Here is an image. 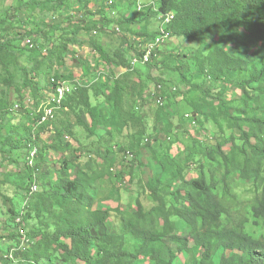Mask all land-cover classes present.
<instances>
[{
	"label": "trees",
	"instance_id": "1",
	"mask_svg": "<svg viewBox=\"0 0 264 264\" xmlns=\"http://www.w3.org/2000/svg\"><path fill=\"white\" fill-rule=\"evenodd\" d=\"M93 1L29 0L26 6L46 5L63 17L69 12L79 13L68 14L67 26L66 22H61L50 27L51 36L47 28L24 33L0 31V60L8 75L11 74L10 63L19 64L23 57L19 50L23 49L24 42L27 52L42 55L43 51L48 64L56 60L59 67H63L65 56L73 52L71 44L82 46L83 42L77 37L87 32L90 33L88 44L99 56L93 69L88 62H81L86 66L85 76L93 77L87 81L81 78L83 85L70 73L57 69L47 79L46 92L39 86L37 100L52 93L51 80L73 85L54 119L47 123L38 126L43 116V112H37L38 107L34 113L26 112L28 123L25 126L18 128L11 120L6 130L8 123L4 125V122L10 116L15 117L17 111L12 110L14 105L8 98L0 105V153L8 161L26 149L21 187L27 200L37 197L28 214L10 210L7 215L2 226L10 234L1 236L0 233V240L13 243L6 252L0 250V264H136L146 257L156 264H174L177 255L172 254L167 261L162 253L161 247L168 238L178 244L179 254H190L189 264H264V237L257 238L248 232L252 219L255 225H264V0H157L161 11L175 14L169 28L172 32L169 42H176V48L164 51L161 47L142 69H134L131 60L142 56V45L158 37L159 31L151 27L157 18L152 7L138 11L134 9L137 0L130 3L96 0L98 10H92ZM78 4L84 9L77 7ZM24 9L14 8V11ZM21 14L18 13L17 18L9 8L5 17L0 18V24L14 21L23 24ZM134 25L140 27V31H134ZM115 27L123 34L119 37L120 47L110 55L95 35L117 32ZM241 29L254 38L256 48L234 56L220 42L235 43ZM57 31L70 34V38L61 40L56 36ZM187 42L197 45L194 54L186 47L181 49ZM207 42L210 45L204 47ZM33 64L32 71L21 67L24 88L33 87V75L42 65L39 60ZM100 64L125 69L123 78L101 70ZM162 65V79L154 80L142 71L145 68L152 73L161 70ZM170 74H177L179 83L169 92L167 75ZM194 76L204 78L205 82L193 83ZM132 77H137V82H133ZM157 80L154 90L146 94L150 81ZM5 85L12 86L10 76ZM234 88L241 90V100L227 98ZM176 94L180 98L174 102L171 97ZM91 95L97 100L95 104ZM198 95L200 100L191 98ZM143 96L146 100L147 97L150 101L155 99L158 107L152 130L137 114L139 110L123 114L127 98L144 101ZM117 114L123 119L120 128L114 121ZM189 123L198 125L201 135L208 130L209 123L218 132L213 146L199 141L198 151L197 139L192 140L193 145L186 146L188 157L198 154L203 158L196 171L195 163L189 160L183 165L173 153V146L181 142V135L174 136L181 134L182 125ZM159 125L162 127L158 128ZM79 130H83L81 135L76 133ZM127 130L128 144H117V136L124 137ZM237 130L241 132L239 135ZM48 133L54 137L47 141L44 139ZM84 133L93 138L91 142L89 138L86 145ZM161 133L170 141L161 142ZM206 138L209 142V134ZM89 146L94 147V152L88 150ZM142 149L149 150L151 160L160 168L147 183L142 179L137 181L154 206L148 210L138 200L133 213L98 209V196L91 194L96 179L111 177L114 169L118 174V156L121 155H131L130 175L134 177V168L142 167ZM34 150L37 155L31 167L29 152ZM53 150L59 154L54 172L61 170L69 176L75 165L78 170L72 178L59 181L53 178V173H43V187L50 185L52 191L40 192L39 175L48 164V153ZM90 154L97 156L96 161L90 159L85 168H80L77 162ZM205 162L214 167L211 176ZM192 173L196 176L190 177ZM121 174L116 175L114 181ZM118 180L120 184L126 182L125 176ZM34 185L39 191L29 197ZM244 192L251 196H243ZM115 214L119 225L112 233L109 221ZM18 218L24 226L17 223ZM31 221L34 224L29 226ZM178 221L185 223L188 234L179 232ZM22 228L28 231L26 247H22L19 234Z\"/></svg>",
	"mask_w": 264,
	"mask_h": 264
},
{
	"label": "rangeland",
	"instance_id": "2",
	"mask_svg": "<svg viewBox=\"0 0 264 264\" xmlns=\"http://www.w3.org/2000/svg\"><path fill=\"white\" fill-rule=\"evenodd\" d=\"M28 1L29 0H0V18H2L3 15L5 17L6 10L11 8L12 13L17 14L16 16L17 18L19 17L18 13H22L21 14L22 17L20 21H24L23 24H21L19 21H14L12 24H9V23L3 24V25L0 24V31H3V33L22 31V33H24L25 31L30 32L34 28L42 29V30L47 28V31H50L53 25H57L58 23H61V22H66V26H67L68 25V19H67L68 14L76 15L79 13V11L78 13L76 12L74 14L72 13L70 14L69 12V13H66L65 16L63 17L61 14H57L55 12L50 11L51 8L46 5H43L40 7L39 6H34V7L29 6L28 7L26 6V3H28ZM40 1H43V0H40ZM153 2L155 3V7H159L157 0H141L142 4H153ZM94 5L95 7L92 10H98V7H97L98 4L96 0L93 1L91 7H93ZM77 7L84 9L83 6L80 4H78ZM14 8H20V9L25 8V9L22 12H20V10L14 11ZM134 9H137L136 5H134ZM132 27H133L132 28L133 30L136 29L137 31H140L139 30L140 27H138L137 25H134ZM151 27L154 31L160 30L161 23L157 20V18L152 21ZM112 28H114V26H112ZM115 30L117 32L106 31V33H104L101 36L95 35L96 37H98V41L100 45L103 46L105 51L110 55H112L114 51L120 47V44H121V40L119 39V37L123 34V32L121 33L119 32L120 33L119 35L117 27H115ZM49 35L50 36L52 35V31L49 32ZM56 36H58L61 40L63 38H70V34H64L62 31H57ZM89 36H90V33H87V32H82L81 34L79 33V36L77 38L79 41L83 42V45L80 46V45L71 44L70 49L73 52L68 53L65 56L64 58L65 65L63 67H59L61 65L56 60H54L51 64H48L47 60L43 58L46 54L43 51H42L43 56L34 54L30 51L27 52L26 42H24L22 45L23 49L19 50L20 52L23 53V57L21 56L22 58L20 59L19 64L10 63V66H9V69L11 71L10 75L7 74V70L4 69V67L6 66H4V64H2L0 60V105L4 102V100H6V98H8L10 102L14 105V108L12 109L13 111H16V108L19 107V109L17 110L18 111L17 114H14V116L15 115L16 116L15 117L10 116L7 119V122L6 121L4 122V125L8 123L6 125V130L10 126L11 120H13L14 126L18 128H22L28 123L26 112L34 113V111L38 109L40 105H44V104L46 105L47 100H48L47 99L48 93H46V96L42 97L41 100L36 99V93L39 91V86H40V90L43 92H46L48 90L46 88L47 79L51 77L54 74V72H56L57 69L62 73L63 72L70 73L74 79H77V81H80V79L83 77H84V80L86 81L93 79V77L89 78L88 76H85L84 71L86 69V66L81 64V62L82 63L88 62L89 68L93 69L99 57L98 54L92 50L90 44H88ZM220 43L224 48L229 50L230 53L233 54L234 56L245 54L246 52L253 51L256 48V43H255L254 38H252L250 35H248V33H246L242 29L238 31V34L236 35V38H235V43H229L225 41L224 42L222 41ZM175 45H176V42L168 41L162 46V50L164 51H169V49L173 50V48H176ZM207 45H210V42H207L204 47H207ZM196 46H197L196 44L187 42L184 45H182L181 49L186 47V49H190L189 50L190 54H194L196 51V48H198ZM32 59L34 62L39 60L40 63H42V65L39 67V70L35 72L36 74L33 75V77L35 78L33 82L34 83L33 87L24 88L23 86L24 78L21 72V67H25L28 69V71H32V68L34 65L33 61H31ZM139 67L142 69V66H139ZM161 67H162L161 70L154 71L152 73H149V70L145 68H143L142 71L144 72L145 76L147 75L152 76L154 80L162 79L161 77H163L164 66L162 65ZM100 69L105 71L108 74L112 73L113 75H115L116 78L117 77L123 78V76L121 75L125 71V69L123 68L113 67L111 65L104 67L101 64H100ZM8 76L12 78V86L10 88H8L5 85V80ZM131 79L133 82H137L138 78L132 77ZM167 79L169 82V84L167 85V87H169L168 91L171 89L172 90L175 89V87L179 83L178 81L179 76L177 74H170V76L167 75ZM155 82H158V80L150 81L149 87L147 88V90H145L146 94L149 90L150 92L154 90V88L156 87ZM192 82L203 84L205 82V79L194 76V79H192ZM143 93H144V90H143ZM241 93H242L241 90L234 88L232 89V92L229 91L227 98L229 100L230 99L231 100L232 99L241 100L240 99L242 97ZM145 96H143L144 101H142L141 99L137 97L130 98V99L127 98L126 102L124 103L125 113L123 114L126 115V114L136 112L137 110H139L137 111V114L143 117L144 119L143 122L147 124L150 130H152V128L155 125V114H156L158 107H157V104L155 103V99H152L150 101L149 98L147 97V100H146ZM91 97H92L93 104H95L97 100L93 97V95H91ZM179 98H180L179 94H176L175 97L173 96L171 97V99H173L172 101L174 102H177ZM191 98L195 100L201 99L200 95H198L197 97H191ZM175 104L178 105L177 103ZM174 109H176V107H174ZM232 114H235V112H232ZM114 121L119 126V128L122 127L123 119L120 117V115L117 114ZM184 122L185 121H181V123H184ZM161 127L162 125L158 126V128H161ZM207 129L208 130H205L203 134L201 135L200 132L198 131L199 130L198 125H193L189 123V124H185L184 126L182 125V128L180 129L181 134L174 136V138L177 136L179 138V136L181 135V138H179L181 142H179L178 145L173 146L174 155H176L177 159L183 165H185L186 162L188 163L189 160L195 163L194 165L196 166L193 167L194 171L197 170L196 167L201 164V159L203 158L200 157V155L198 154L195 156L193 154L192 157H188V153L185 154L186 148L189 147L190 145H193V142H192L193 139H197V142L199 144L198 151L200 150L199 141H202V142L204 141V143L209 146L215 145L217 143L216 142L217 137L215 136L218 135V132L216 131V127L213 126L211 123H209L207 125ZM228 129L230 130V128H227V130ZM76 133L78 135H81L83 133V130L81 131L79 130V133L78 131H76ZM127 133H129L128 130L125 132L124 137L120 138L119 135L117 136V139H116L117 144L122 145L123 143L127 142L126 140ZM237 133L239 135L241 132L237 130ZM207 134H209V139H210L209 142L207 141V138H206ZM51 136L54 137V135H51L50 133H48L44 140L48 141V138H50ZM84 137L87 138L83 140L84 144L86 145L90 137L88 136V133L87 134L84 133ZM94 140H96L95 137H94ZM91 141H93V138H90L89 142ZM160 141L167 143L170 141V138H167L163 133H161ZM127 144L128 142L125 145ZM74 145H76L75 142H74ZM93 149L94 147L92 146L88 147V150L91 152H94ZM21 152L23 154H16L15 156L10 157L9 158L10 160L8 161H5L3 158V155L0 153V233H1V236H8L10 234V233H7L3 229V226H2L4 221L7 219V215L9 214L10 210H14L18 214H21L22 212L23 214H28L31 211L29 208H32V206H34L35 203L37 202V197H33L31 199L29 198L30 200H27L23 194L24 191L21 187L22 185L21 178H22V173L25 170L24 164L26 163V158L24 156L25 154H27L26 153L27 151L25 149V150H22ZM149 153L150 152L148 149L141 150L140 160L142 162V167L136 166L134 168V173H133L134 177L130 175L131 161H132L131 155L129 156L126 155V157H123L121 155V156H118L119 163H117L118 164L117 171H118V174L119 173H122V174L119 177H117V180H116L117 182L114 181L115 176L118 175L115 172L116 169H114L115 171L111 172L110 174L111 177H109L110 179L108 177L107 178L104 177L102 179H98V178L96 179V182L92 188L91 194L94 197L98 196L97 198L99 201V204L97 205L98 209L100 210L119 209L121 213H130V212L133 213L136 210V205H137L138 200H140L144 204V206L147 207L148 210L154 206V203L152 202L151 198L148 197L145 194V192L142 190L143 188L139 187V185L137 184V181L140 179H142L144 183H147L150 178L156 176L160 171V168H158V166L155 165L154 162L151 160L150 158L151 154ZM95 157L97 156H93L92 154H90L89 156L85 155L84 157L80 159L79 162H77L79 164L78 166L80 168H85L84 165L87 164L90 159L96 161ZM58 158H59L58 152L53 150L48 153V162H47L48 164L45 165V167L42 169L39 175L40 192L47 191V193H50L52 191L50 185H47L46 188L43 187V184H44L43 173L47 171H48V175L49 173H53L52 174V176H54L53 178L59 181L61 179L68 180L69 178H72L75 175L76 171L78 170L75 165L72 173L69 176H67V173L61 172V170L58 173L54 172L55 171L54 165L55 163L58 162L57 161ZM205 163L207 167V173L209 174V176H211L212 175L211 170H213L214 167L209 162H205ZM124 176H125V180L127 183L125 182L123 184H120L121 179L118 180V178L120 177L124 178ZM195 176L196 174L194 173L190 175V177H195ZM130 178L133 180H130ZM245 184H248V183L245 182ZM222 188H223V185L220 186V192H222ZM242 195L251 196L249 192H244ZM102 197L108 198V199L100 200V198ZM178 223L180 227L179 232L185 235L188 234L189 231L187 230L185 223L180 222V221H178ZM33 224H34L33 221H31L30 225L29 224L28 225L32 226ZM28 225L26 227L29 231ZM118 225H119V219L117 215L116 214L115 216L112 215L109 221L110 232L114 233ZM248 226H249L248 232L250 234H252L253 236L257 238L264 237V225H261V224L255 225V220L252 219V221L250 222ZM28 231H26V234H28ZM12 243L13 241L11 240H7V239L4 241L0 240L1 252H6L10 248ZM161 248L163 251L162 252L163 256L167 261L171 260L172 254H175L178 257L176 261L174 262V264H189L191 261L190 254L188 252L181 253V254L178 253L179 252L178 244L175 243L170 238H168L164 242ZM136 264H156V263L152 259L146 257V258H142L141 260L137 261Z\"/></svg>",
	"mask_w": 264,
	"mask_h": 264
},
{
	"label": "built area",
	"instance_id": "3",
	"mask_svg": "<svg viewBox=\"0 0 264 264\" xmlns=\"http://www.w3.org/2000/svg\"><path fill=\"white\" fill-rule=\"evenodd\" d=\"M126 2H131L135 0H125ZM110 4H113V1H110ZM136 7L138 11H142L143 8L152 7V11L156 13L157 20L161 23V27L159 30L158 37H156L153 41L146 43L141 46L142 56L140 57H134L131 60V66L136 69L139 66H146L148 65L152 59L154 58V55L157 50H159L165 43H167L172 36V32L169 30L170 25L175 19V14L172 12H163L160 10V7H155V3L153 4H142L141 0L136 1ZM113 16L116 15V11L113 12ZM31 43V41H30ZM52 81V93H48L47 97V103L46 105H41L39 109L37 110L38 113L43 112V116L39 121L38 126L49 122L50 120H53L55 117V113L60 109L65 97L70 94L73 90V85L67 81ZM80 85H83L82 81H78ZM19 109V107L16 108V111ZM18 112V111H17ZM189 117V115H188ZM37 151L34 150L33 152H29V158H28V164L29 166L34 165V159L36 158ZM38 187L34 185L31 188L29 197L34 196L38 193ZM18 224H22V220L18 218L17 220ZM24 226V225H23ZM21 241H22V247H26L29 245V241L26 239V231L25 229H20L19 231Z\"/></svg>",
	"mask_w": 264,
	"mask_h": 264
},
{
	"label": "clouds",
	"instance_id": "4",
	"mask_svg": "<svg viewBox=\"0 0 264 264\" xmlns=\"http://www.w3.org/2000/svg\"><path fill=\"white\" fill-rule=\"evenodd\" d=\"M143 67V66H142Z\"/></svg>",
	"mask_w": 264,
	"mask_h": 264
}]
</instances>
